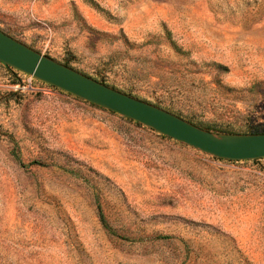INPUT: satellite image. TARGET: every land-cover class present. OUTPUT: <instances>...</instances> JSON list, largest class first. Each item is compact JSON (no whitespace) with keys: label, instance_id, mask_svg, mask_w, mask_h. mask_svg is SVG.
<instances>
[{"label":"rangeland","instance_id":"374dc122","mask_svg":"<svg viewBox=\"0 0 264 264\" xmlns=\"http://www.w3.org/2000/svg\"><path fill=\"white\" fill-rule=\"evenodd\" d=\"M0 29L213 132H264V0H0ZM29 78L0 62V264H264V157Z\"/></svg>","mask_w":264,"mask_h":264},{"label":"water","instance_id":"95a60500","mask_svg":"<svg viewBox=\"0 0 264 264\" xmlns=\"http://www.w3.org/2000/svg\"><path fill=\"white\" fill-rule=\"evenodd\" d=\"M0 62L215 157L231 160L264 157V132L216 133L204 129L43 54L2 29Z\"/></svg>","mask_w":264,"mask_h":264},{"label":"trees","instance_id":"16d2710c","mask_svg":"<svg viewBox=\"0 0 264 264\" xmlns=\"http://www.w3.org/2000/svg\"><path fill=\"white\" fill-rule=\"evenodd\" d=\"M63 63H65L66 65H69L70 66V64L67 62V61H64ZM8 66V65H7ZM8 67H10L11 68V66H8ZM91 76V75H90ZM93 78H95V79H97V80H99V81H101V82H103V83H105V84H107V85H110L107 81H106V79L105 78H102V77H96V76H92ZM52 86H54V85H52ZM110 86H113V85H110ZM55 88H58V87H56V86H54ZM114 87V86H113ZM116 88V87H115ZM119 90H121V89H119ZM123 91V90H122ZM124 92H126V91H124ZM126 93H128V94H130V95H133L132 93H130V92H126ZM71 94V93H70ZM133 96H135V95H133ZM135 97H137V96H135ZM138 98H140V97H138ZM145 100V99H144ZM148 102H152V101H148ZM92 103V102H91ZM153 104H156V105H158V106H161V107H163V108H165V109H167V110H169V111H171V112H173V113H175V114H177V115H179V116H181V117H183V118H186L188 121H190V122H192V123H194V124H196V125H198V126H200V127H202V128H204V129H207V130H211V131H213L214 129H212L211 127H206V126H203L201 123H199V122H197V121H195V120H193V119H191V118H189V117H187V116H185V115H183L182 113H180V112H178V111H176V110H174V109H172V108H170V107H164V106H162L161 104H159V103H154V102H152ZM92 104H94V105H97V104H95V103H92ZM97 106H99V105H97ZM99 107H102V106H99ZM102 108H104V107H102ZM127 118V117H126ZM127 119H129V120H132V121H135V120H133V119H130V118H127ZM137 124H140L141 125V123L140 122H137V121H135ZM225 132H230V131H225ZM163 136H166V135H163ZM169 137V136H168Z\"/></svg>","mask_w":264,"mask_h":264},{"label":"built area","instance_id":"2783aa9c","mask_svg":"<svg viewBox=\"0 0 264 264\" xmlns=\"http://www.w3.org/2000/svg\"><path fill=\"white\" fill-rule=\"evenodd\" d=\"M29 77H30V78H29V82H30L29 84H32V82H33V78H35V77H33L32 75H29Z\"/></svg>","mask_w":264,"mask_h":264}]
</instances>
